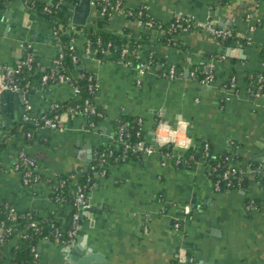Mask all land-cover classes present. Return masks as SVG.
Returning a JSON list of instances; mask_svg holds the SVG:
<instances>
[{"label":"crops","instance_id":"0c3cea01","mask_svg":"<svg viewBox=\"0 0 264 264\" xmlns=\"http://www.w3.org/2000/svg\"><path fill=\"white\" fill-rule=\"evenodd\" d=\"M124 1L131 9L147 6L149 13L164 23L177 17L211 23L231 29L238 38L221 41L207 29L195 28L173 36L185 46L181 47L164 44L162 31L151 32L146 46L155 49L167 64L181 67L178 77L169 79L152 70L139 76L135 65H125L113 53L102 60L87 56L86 37L79 32L75 39L81 57L78 66L96 75L100 86L95 103L104 109V118L90 129L85 116L65 114L62 130H38L27 143L22 142L20 132L13 134L0 148V202L8 201L18 210H35L40 216L61 208L48 199L46 182H23L21 172L14 168L22 149L48 172L68 174L91 166L95 150L108 145L123 112L145 120L147 141L159 120L172 126L184 124L194 144L201 147L207 142L215 154L236 145L233 162L246 167L244 187L217 190L205 160L194 161L189 167L177 166L172 159L163 164L158 152L141 160L131 159L111 166L106 176L98 177L89 193L90 209L83 215V228L72 246L79 240L87 242L84 248L103 259L89 264H173L178 248L191 253L200 264H264V185L254 172L264 160V94H253L246 85L249 75L264 72V0ZM99 16L91 4L85 25L96 26ZM54 27L55 23L20 0L0 11V66H14L25 58L24 41L32 44L39 61L35 72L29 70L34 77L28 92L31 115L37 119L51 105L76 99L71 85H43L35 75L54 64L59 50ZM125 28H131L136 39L145 29L125 14L115 15L107 25L108 30L122 36ZM210 63L219 76L222 71L228 74L234 70L235 84L223 86L225 77L209 84L200 82L198 65ZM19 79L17 76L15 82ZM11 92L10 99L0 102L3 131L20 122L25 101L23 92ZM247 199L259 200L263 208L249 207ZM187 208L191 219L186 218ZM177 220L182 221L180 228L174 226ZM16 245L14 237L2 246L0 264H13ZM40 247L41 264L66 263L67 246L41 243Z\"/></svg>","mask_w":264,"mask_h":264},{"label":"built area","instance_id":"2783aa9c","mask_svg":"<svg viewBox=\"0 0 264 264\" xmlns=\"http://www.w3.org/2000/svg\"><path fill=\"white\" fill-rule=\"evenodd\" d=\"M15 0H12L7 3V7H9L11 4L14 3ZM42 2H48V3H54L55 0H41ZM69 0H59L58 3H64L66 4ZM96 1L97 0H91V4L96 6ZM108 2L110 9L117 12V14H125L126 16L133 15V12L131 8L125 6L123 4V0H105ZM71 8H70V15L71 18L68 21V24L71 26L73 21H72V14L74 10V3L70 2ZM26 5V4H25ZM27 6V5H26ZM28 7V6H27ZM31 8V7H28ZM33 10V9H32ZM148 10L147 6H142L140 10L137 12V18L135 22L141 26L145 27L146 25H151V21H144L141 19V16L143 15V11ZM149 11V10H148ZM103 12L100 11V15H102ZM114 17V16H113ZM181 19V17H177L176 20ZM193 28H205L207 29L210 33H212L217 39L221 41H225L228 37H231L233 35V31L229 28L223 29V28H217L211 23H197L191 21ZM190 30L189 27L182 28L181 31H187ZM54 33L55 36L57 37V40L59 39V33L57 29L54 27ZM66 36L69 37V42H68V48L70 51H75V55L72 57L73 61L75 63L79 62V57L80 55L77 53L76 45H75V39L76 37L73 36V31L71 28L65 32ZM247 43H250L248 40ZM59 45V43H58ZM110 45V44H109ZM21 46H23L26 49V55L25 58H23L18 64L14 66L10 65H1L0 66V91L4 89H10L12 91H20L23 92V94H26L29 92V90L32 88L30 83H26L24 86H19L20 83L15 82V79L17 75H19L22 71L23 67L28 68V70H33V68L40 67L39 61L37 60L34 52L32 51V44L24 41ZM140 45L138 48L134 51L130 52V49L128 47H124L120 52H110L113 54H116L118 57V60L123 62L125 65H135L137 68V72L139 76H144L149 70H152L156 72L157 74L161 75L162 77H166L169 79H174L177 78L179 75L178 70L174 66H171L169 70H165L164 72H157V69H160L163 65H165V61L161 60V58L157 62H153L152 59V54H147L145 52H142L140 50ZM264 47V45H263ZM85 54L89 57H95L100 60L96 53H94L91 49V42L86 39L85 43ZM109 54V53H108ZM143 55L145 57L143 58ZM66 55L64 54L63 47L59 45V50L56 55L57 59L54 60L55 66L58 67V64L62 62V59ZM55 57V58H56ZM81 58V57H80ZM135 58L141 59L140 62L137 64L135 63ZM262 62L264 64V55L262 57ZM214 68V64L210 63L208 66L209 71H212ZM81 76V74H76L74 72H70L68 74L66 73H57L56 70H53L49 73H45L42 75L40 81L43 85H46L50 83L51 81L55 83H64V84H69L73 87L74 92H75V98H77L80 94V88L75 85L74 83V78H78ZM90 83H89V91L93 94V99L91 100L90 98H87L85 100V105L86 109L81 110L80 108L72 107L69 108V110H66L62 112L61 114H55L54 116H51L49 114L43 115L41 118H34L31 115V110H32V105L29 103L28 99L25 98V101L22 104L21 107V118H20V123H27L30 124L32 127L24 130L23 126L20 125L18 130L20 131V135L22 136V142L27 143L33 139L35 136V133L38 130H43V129H51V130H62L61 126V118L65 114H76V115H94L98 116L99 118L104 117V111L101 110L95 103V100L97 98V92L99 89V82L97 80V77L94 73L90 74L88 77ZM260 81L264 80V73L259 75ZM214 80V75L209 74L206 79L203 80V83L209 84ZM232 85L235 84V78H232L231 80ZM264 84L261 83L258 86V91L257 95H262L260 90H262ZM60 109L59 103H55L50 106L49 110L57 111ZM143 118L139 119V123L142 124ZM90 129L96 128L97 124L95 122H89L88 123ZM11 128H8L7 130L3 131L0 126V142L6 138V134L9 133ZM14 135H10L7 137L6 143H8L10 137H13ZM124 143V149L122 153V160L124 162L129 161L127 159L129 152L132 153H137V152H142L144 156L152 155L155 153H160L162 158H163V164L166 163L167 160L172 159L174 163L178 166H184V167H189L193 164L194 161H190L188 158H184V153L189 149L191 146L194 145L193 139L189 136L187 132V128L184 124H179L177 126H172L170 125L167 121H162L159 120L156 123L155 129H154V135L151 137V140L146 141V140H138L135 144H131L129 142H124V127H121L119 129V135L115 137L114 135H111L110 137V142L108 145L111 144H120ZM165 147H170L171 151L170 152H165L163 153L162 149ZM210 148L209 143H205V152H208ZM181 150V152H180ZM179 151V152H178ZM114 154L112 151L106 152L102 151L99 152V150H95L94 152V158L93 161L95 160H100L102 166L108 161L110 157H112ZM206 155V154H205ZM193 157V156H191ZM117 160L118 157H115ZM14 168L21 172L22 177H23V182L25 184H34L37 182H46L47 185L49 186V193H48V199L55 204L62 206L64 203V199H62V192L64 191L65 186L67 183L71 187H76L75 188V200L74 203L69 205L70 209L67 211L66 214H68L70 211H73L72 216L70 219H67L66 215L63 213L61 214L60 211L56 210L53 211L55 213V216L57 218H60L63 223L69 224V229L67 230V235L69 236L68 239H63V234H64V226H58L54 222H52L51 227L53 228L51 236H45L41 242L38 245H33L32 246V252L34 254V258L36 261L41 263V243H47V244H53V245H61V246H71L72 243L76 240V237L79 236L82 228H83V223H81V217L85 214L90 209V203H89V191H87V183L84 184H78V179L81 175V171L84 169H77L73 174H69L65 178L60 177L59 172H48L47 169L41 167L37 161L30 157L28 153L24 149H22L14 163ZM89 169L95 170V174L98 177L106 176L107 175V169H104L103 167H99V170H96V165L92 164L89 166ZM216 170V168H214ZM254 172L258 174L259 176L263 177L264 179V160L260 162L257 166L254 168ZM239 173L240 175H243V170L241 168L235 166L231 169L226 170L223 173V178L228 179L230 175L232 174H237ZM92 180V179H91ZM87 182H90V178L87 179ZM215 182V188L217 190H220L221 184L220 181H214ZM230 184V182L228 183ZM264 184V183H263ZM253 206L252 203H249V207ZM8 207V206H7ZM17 208L16 206H11L8 207V213H9V218L12 220H15L17 218ZM61 214V215H60ZM26 215H29L30 217L32 216V213L29 211L27 212ZM186 218L191 219V211L189 208L186 209ZM46 217V216H45ZM5 221H0V244L4 243L9 236H11L12 231L11 228H7L4 226ZM32 225H36V223H32ZM176 228H180L182 226V221L177 220L174 224ZM25 230L20 231L21 234L24 233ZM52 237V238H51ZM0 250H1V245H0ZM1 252V251H0ZM174 262L173 264H200L194 256H190L188 252L184 248H178L175 250L174 254Z\"/></svg>","mask_w":264,"mask_h":264},{"label":"trees","instance_id":"16d2710c","mask_svg":"<svg viewBox=\"0 0 264 264\" xmlns=\"http://www.w3.org/2000/svg\"><path fill=\"white\" fill-rule=\"evenodd\" d=\"M12 0H0V11L3 9L7 8V3ZM24 4H26L28 7H31L35 12L45 16L48 20L51 22L55 23V28L58 31L59 39L58 43L63 47L64 54L66 55L63 59L62 62L58 64V67L53 65L50 68H47L44 70L42 73H36L35 75L38 76L39 79H41L42 75L45 73H49L53 70H56V72L59 73H70L74 72L76 74H81L78 78H74V83L80 88V94L79 96L74 99L73 101H61L59 102L60 109L57 111L53 110H48L46 114H49L51 116H54L55 114H61L62 112L69 110V108L76 107L80 108L81 110H85L86 105L85 100L87 98H90L91 100L93 99V94L89 91V75L92 74L87 69L79 68L78 65L81 62V58L79 57V62L75 63L73 61V56L75 55V51H70L68 48V42H69V37L66 36L65 32L69 30V28L72 29L73 31V36L77 37L79 32H82L84 36L86 37L87 40L91 42V49L96 55L103 59L108 53L116 51L120 52L124 47H128L131 51H134L138 48L140 45V50L142 52H145L147 56L149 54H152V59L153 62H157L161 57L159 54L156 52L155 49L153 48H148L146 46V43H148L151 32L153 31H162V36H161V41L164 44L168 45H177L180 44L179 46H183L180 42H175L173 39V36L182 30V28H187L189 27L190 30L194 29L193 25L191 23V20L187 19H179L176 20L174 18L170 22H162L160 20L155 19L148 10L143 11V15L141 16V19L144 21H151V25H146L144 30L140 33V38L134 37V32L131 28H125V36L116 34L115 32L108 30L107 25H109V21L113 18V16L117 15V12L113 11L110 9V6L107 1L105 0H97L96 1V8L100 12L102 11L103 14L99 16V19H97V24L96 26H87V25H78L72 23L70 26L68 24V21L71 18L70 15V8L72 3H76L77 0H69L66 4L64 3H56L59 2V0H55V2L48 3V2H42L41 0H20ZM222 3H224V0H220ZM123 4H125V1L123 0ZM126 6V4H125ZM142 7V6H141ZM135 8L131 9L133 12V15L129 16V19L132 21H135L137 18V12L138 10L141 9ZM238 36L235 32L231 37H228L225 41L230 42L233 39H237ZM247 43V40H245ZM110 44V45H109ZM146 46V47H145ZM262 57L264 55V47L262 46ZM57 57L55 58V60ZM141 59L135 58V63H139ZM161 60H163L161 58ZM171 66H174L176 70L181 71V67L176 66V65H169L165 63L160 69H157V72L161 73L164 72L165 70H169ZM199 66V67H198ZM196 69L197 77L199 78V81L202 82L204 79L209 74L214 75V79L218 78H223V86L227 87V85H231V80L233 77L236 78L235 71H231L230 73L226 74L223 71L221 72L220 76L218 75L216 67L212 69V71H209L208 66L204 65H198ZM37 68H33L32 71H36ZM32 73L31 71L28 70V68L23 67L22 71L18 77H21L22 79H19V83L21 85H25L26 83H33V77L34 75L30 74ZM220 73V72H219ZM264 72H254L251 75H249L246 78V85L247 88H250L251 92L253 94L257 93L258 91V86L259 84L263 83L264 80L260 81L259 75ZM17 78V77H16ZM24 78V79H23ZM50 83H55L54 81ZM33 85V84H31ZM238 86L235 85V90L238 91ZM261 93L264 94V86L262 90H260ZM104 111V109H101ZM86 118H88V123L89 122H95L97 125H99L100 121L104 118H99L98 116L94 115H85ZM141 117L135 116V115H130L125 112H123L116 120L115 123V128L113 135L117 137L119 135V129L121 127H124V142H129L131 144H135L138 140H146L147 137L145 134L144 130V123L140 124L139 119ZM144 120V119H143ZM145 122V120L143 121ZM22 125L24 130H27L31 128L32 126L27 123H20L17 122L16 125L11 128L10 132L6 134V138L9 137L12 134H18L20 131L18 130L19 126ZM155 128V127H154ZM5 138V139H6ZM2 140L0 142V148L6 146V140ZM205 143L202 144L200 147L198 144H194L191 146L187 151L184 153V158H188L190 161H197V160H205L206 163L208 164V169H209V176L212 178L213 181H220L221 191H232V190H237V189H242L245 185V180L246 176L243 173V175H240L239 173L237 174H232L228 179L223 178V173L235 167L233 160L236 157V145L232 146L230 149L222 152L215 154L213 153L211 144L208 152H205ZM124 149V143L120 144H111V145H105L102 147H99L97 150L99 152L102 151H112L113 156L108 159V161L102 166L101 161L95 160L92 162V164L96 165V170H99V167H103L104 169H107V174L109 172V168L111 166H116L119 164H122L124 160H122V153ZM163 153L165 152H170L171 148L170 147H165L162 149ZM206 154V155H205ZM30 156V155H29ZM193 156V157H191ZM32 157V156H30ZM115 157H118L116 160ZM144 155L142 152H137V153H132L129 152V155L127 157L128 160L131 159H143ZM33 158V157H32ZM35 159V158H34ZM36 160V159H35ZM37 161V160H36ZM38 163V162H37ZM91 164V165H92ZM178 166V165H177ZM216 168V170L214 169ZM240 168V167H239ZM246 169V167L244 166ZM243 167L241 170H244ZM74 173V172H73ZM73 173H60L61 178H65L69 174ZM90 178V182H87V179ZM92 179V180H91ZM98 180V176L95 174V170H91L89 168L84 169L81 171V175L78 179V184H84L87 183V191H92L93 188L96 185V181ZM256 180H259L262 185H264V179L261 176H257ZM230 182V184H228ZM75 186L71 187L67 183V185L64 188V191L62 192V199H64V203L61 208L58 210L60 211L61 214H65L67 219H70L72 216L73 211H70L68 214H66L65 208L68 207L69 205L74 203L75 200ZM249 203H252V205L257 206L259 209L263 208V204L259 200L252 201L250 199H247ZM247 201V202H248ZM14 206L12 203L8 201H2L0 202V221H5L4 226L7 228H11L12 234L9 236V238L1 245L2 246L8 242L10 239L17 237V245L14 247L13 252H12V262L13 264H41L40 262L36 261L34 258V254L32 252V246L33 245H38L41 240L45 236H51L53 228L51 227L52 222H54L58 226H64L63 229L64 234H63V239H68L69 236L67 235V230L69 229V224L63 223L60 218H57L55 216L54 212H50L48 216H40L37 214L35 210L32 209H27V210H17V218L15 220H12L9 218V213H8V207ZM31 212L32 216L30 217L29 215H26L27 212ZM60 214V215H61ZM84 216L81 217V223H83ZM36 223V225H32V223ZM25 230V234H21L20 231ZM52 238V237H51ZM1 251V250H0ZM1 253V252H0ZM190 256H192L191 253L188 252Z\"/></svg>","mask_w":264,"mask_h":264},{"label":"water","instance_id":"95a60500","mask_svg":"<svg viewBox=\"0 0 264 264\" xmlns=\"http://www.w3.org/2000/svg\"><path fill=\"white\" fill-rule=\"evenodd\" d=\"M77 5L75 6L74 10V17H73V23L79 24V25H85L87 21L88 14L90 12L91 7V0H77ZM6 14H9V12H6ZM228 27V26H226ZM79 68H82V66H78ZM189 71L185 72V76H188ZM10 89H4L0 92V102L10 99L11 98V92ZM22 94V92H20ZM23 96L28 99L29 93L23 94ZM87 242H83L79 240L78 244L76 246H67L65 254L66 263L65 264H89L91 262L102 261V257L99 254L93 253L89 251L88 247L85 249V245ZM88 249V250H87Z\"/></svg>","mask_w":264,"mask_h":264}]
</instances>
